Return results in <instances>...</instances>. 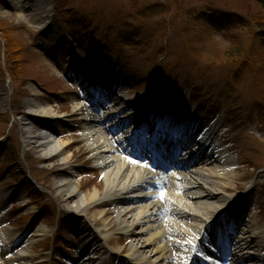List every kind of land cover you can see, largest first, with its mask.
Instances as JSON below:
<instances>
[{
    "label": "rangeland",
    "instance_id": "1",
    "mask_svg": "<svg viewBox=\"0 0 264 264\" xmlns=\"http://www.w3.org/2000/svg\"><path fill=\"white\" fill-rule=\"evenodd\" d=\"M24 1L0 0V228L27 233L26 248L37 258L25 264H71L63 258L78 264L82 240L97 223L93 211L77 210L61 183L65 178L73 187L82 185L81 201L104 190L80 131L82 115L74 111L80 98L72 71L78 68L93 74L92 67L99 66L116 83L118 95L137 107L161 106L168 128L184 109L188 123L207 130L218 126L216 140L238 158L223 191L227 215L247 220L244 229L253 221L264 231V49L258 40L264 39V7L259 0H42L46 18L30 10L31 0ZM209 7L261 24L213 27L199 15ZM237 44L249 47L250 62L238 80L230 78L224 54ZM36 102L51 104L55 114L34 117L32 126L26 114L35 112ZM44 126L53 131L51 144H69L52 160L46 149L28 142L30 133ZM64 157H70L66 165ZM105 208L106 228L113 230L114 207ZM42 227L44 238L37 236ZM130 240L112 236L108 246L115 264ZM58 244L68 247L69 255ZM10 247L0 245V259Z\"/></svg>",
    "mask_w": 264,
    "mask_h": 264
},
{
    "label": "bare ground",
    "instance_id": "2",
    "mask_svg": "<svg viewBox=\"0 0 264 264\" xmlns=\"http://www.w3.org/2000/svg\"><path fill=\"white\" fill-rule=\"evenodd\" d=\"M30 2L32 3L30 10H35V14L40 18L47 17L42 0L38 1L39 4H33V0ZM99 69V66L92 67L94 72L92 74L87 68L85 70L89 72L87 77L96 81L97 86L114 84L111 78L102 75ZM75 71L78 74L82 69L78 68V71L77 69ZM104 86L96 95L92 94V91L84 90V103L82 106L77 104L74 106L75 114L83 115V105L93 107V104L103 100L104 96L113 94L117 98L111 114H117L122 110L119 107L121 105L127 107V111H138L134 103L121 98L113 87L109 86L106 91ZM94 87L90 84V89ZM31 108L35 109V114L32 115L49 118L55 114V108L46 102L33 103ZM146 114L147 110L138 111L133 116L144 120L145 129H149L152 124L154 127L159 125L157 132L161 136L188 145L190 153L187 159L195 158V161L190 171L170 164L166 167L164 176H160L162 173L147 175L144 168L132 162L126 137H120L113 143L111 133L115 134L117 129L110 130L112 127H109L107 136L105 132L95 129L97 121L89 116L85 117L86 122L79 124L80 131L91 155L93 167L103 175L104 190L88 193L81 201L77 198L82 185L78 188L73 187L72 182L65 178L61 183L62 190L69 199H76V208L80 213L87 215L88 210L94 213V219L91 220L97 223H93L95 227H90L87 232L91 233L86 234L87 237L82 240V244L88 247L84 256L88 258L89 264H109L104 256L110 255L108 261L113 259L112 249H109L108 245L112 236L118 234L131 239L127 247L128 252L122 258L121 264H190V258L196 261L198 252H201L208 243L215 242L214 231L217 228L213 227L217 225L218 220L220 223L225 221L229 224L224 230L229 239L240 238L238 248L245 255L255 256L254 254L264 252V231L254 225L253 221H248L251 226L242 230L240 224L243 223V218L239 220L240 223L237 220L232 222L227 215L228 205L226 207L223 205L227 198L223 193L228 187L226 180L232 175V167L238 158L216 140L218 126L213 130H207L198 124L188 123L185 119V109L176 114L169 128L162 126L160 119L152 120V117ZM53 136V131L45 126L38 132L32 131L28 142L33 141L39 144L38 148L46 149L47 159L52 160L69 147L68 143L63 142L52 145L50 140ZM32 152L33 150L28 151L30 154ZM69 159L70 157L62 158L63 164H68ZM234 200L233 197L228 203L232 205L230 209L235 208ZM108 204L113 205L117 219L113 230L106 228L109 212L105 206ZM149 234L150 236L146 238ZM46 235L47 230L44 227L37 230L38 237L44 238ZM0 237L3 238L1 243L16 240L9 228L0 231ZM219 241L220 238L216 242ZM233 251L234 248H230L226 254L234 257L236 262L233 264H242L237 255L239 252L234 254ZM8 252L11 253V249H8ZM29 254L30 251L24 249L21 254L10 255L5 264H23L21 261Z\"/></svg>",
    "mask_w": 264,
    "mask_h": 264
},
{
    "label": "trees",
    "instance_id": "3",
    "mask_svg": "<svg viewBox=\"0 0 264 264\" xmlns=\"http://www.w3.org/2000/svg\"><path fill=\"white\" fill-rule=\"evenodd\" d=\"M199 15H201L200 18H205L207 20V24L212 25L213 27H216L217 25L235 26L236 24L238 25L241 24L242 28H248L251 24H253L255 28L256 27L258 28V25L261 24L259 20L253 19V20L246 21L247 19H243L237 15H233L231 13L229 14V13H226L225 11H222L219 9H213L211 7L203 9L202 11H200ZM187 17H188L187 19L189 20L192 19V17L189 16V14ZM140 33H142L141 35L144 36L143 28L141 29ZM258 40H259L260 47L264 49V39H262V37H258ZM248 48L249 47L246 48L242 45L237 44L235 47H233L231 51L224 53L226 56L225 64H227L228 65L227 67L230 69V72H229L230 78L235 77L238 80L239 76H242L245 73V70L247 69V67L250 65V62L248 61V58H247ZM167 50L168 49H165V52H167ZM172 77L176 79V76L173 74H172Z\"/></svg>",
    "mask_w": 264,
    "mask_h": 264
},
{
    "label": "water",
    "instance_id": "4",
    "mask_svg": "<svg viewBox=\"0 0 264 264\" xmlns=\"http://www.w3.org/2000/svg\"><path fill=\"white\" fill-rule=\"evenodd\" d=\"M260 1V3H262L263 4V6H264V0H259Z\"/></svg>",
    "mask_w": 264,
    "mask_h": 264
},
{
    "label": "snow or ice",
    "instance_id": "5",
    "mask_svg": "<svg viewBox=\"0 0 264 264\" xmlns=\"http://www.w3.org/2000/svg\"><path fill=\"white\" fill-rule=\"evenodd\" d=\"M133 163H135L136 161H132Z\"/></svg>",
    "mask_w": 264,
    "mask_h": 264
}]
</instances>
